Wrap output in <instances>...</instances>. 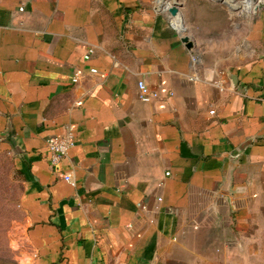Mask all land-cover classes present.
Returning <instances> with one entry per match:
<instances>
[{"label": "crops", "instance_id": "crops-1", "mask_svg": "<svg viewBox=\"0 0 264 264\" xmlns=\"http://www.w3.org/2000/svg\"><path fill=\"white\" fill-rule=\"evenodd\" d=\"M176 1L0 0V264H264V6Z\"/></svg>", "mask_w": 264, "mask_h": 264}, {"label": "rangeland", "instance_id": "rangeland-1", "mask_svg": "<svg viewBox=\"0 0 264 264\" xmlns=\"http://www.w3.org/2000/svg\"><path fill=\"white\" fill-rule=\"evenodd\" d=\"M208 4H203L202 2L195 4V11L191 19V24L194 28V32L198 34L199 37L206 38L203 40V44L206 45L207 43V34L209 30L213 26L224 27L226 26L224 35L221 37V41L215 43L216 49H222V47L229 48L230 45H233L236 40L239 39L238 29L237 27L243 25L241 21L242 15H244L245 10L242 9L245 5V0H241L239 12L241 13V17H232L231 9L228 4L229 0H206ZM176 2L183 3V0H177ZM233 3H231L232 5ZM233 6V5H232ZM234 7V6H233ZM238 11V10H237ZM213 38L214 35H213ZM5 181L0 178V185H4ZM7 216V213L1 212L0 217L4 219ZM4 227L0 225V263H8L11 261L9 258V249L8 243L4 240Z\"/></svg>", "mask_w": 264, "mask_h": 264}, {"label": "built area", "instance_id": "built-area-1", "mask_svg": "<svg viewBox=\"0 0 264 264\" xmlns=\"http://www.w3.org/2000/svg\"><path fill=\"white\" fill-rule=\"evenodd\" d=\"M246 1V0H245ZM91 73H96L95 69L90 70ZM79 81V73L74 72L72 76V82L77 83ZM139 95L138 98L142 102H150L156 98V94L151 92L146 85L139 81L137 83ZM264 100V98L262 99ZM74 144V138L72 131L68 129L62 136H52L46 140V145L50 153L51 166L57 165L68 153L69 149ZM63 179L69 183H72L71 175H64Z\"/></svg>", "mask_w": 264, "mask_h": 264}, {"label": "water", "instance_id": "water-1", "mask_svg": "<svg viewBox=\"0 0 264 264\" xmlns=\"http://www.w3.org/2000/svg\"><path fill=\"white\" fill-rule=\"evenodd\" d=\"M180 6H181L180 4L176 3L173 6L168 7L167 11H168V13H170V15L172 17L178 18V16H179V7ZM263 6H264V0H258V3L256 5V7H255V10H260V9L263 8ZM181 41H182V43H184V45H185V47L187 49H191L193 47V43H192V41L189 38L183 37L181 39Z\"/></svg>", "mask_w": 264, "mask_h": 264}, {"label": "bare ground", "instance_id": "bare-ground-1", "mask_svg": "<svg viewBox=\"0 0 264 264\" xmlns=\"http://www.w3.org/2000/svg\"><path fill=\"white\" fill-rule=\"evenodd\" d=\"M248 1V0H246ZM244 7H242L243 10H249L251 7H250V3L249 2H245V5H243Z\"/></svg>", "mask_w": 264, "mask_h": 264}]
</instances>
